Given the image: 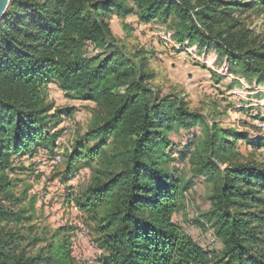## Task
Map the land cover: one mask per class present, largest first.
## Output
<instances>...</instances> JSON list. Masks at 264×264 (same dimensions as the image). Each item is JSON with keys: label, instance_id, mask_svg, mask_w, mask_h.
Segmentation results:
<instances>
[{"label": "trees", "instance_id": "obj_1", "mask_svg": "<svg viewBox=\"0 0 264 264\" xmlns=\"http://www.w3.org/2000/svg\"><path fill=\"white\" fill-rule=\"evenodd\" d=\"M135 10L145 24L173 17L179 50L215 52L227 73L241 71L264 86V42L241 17L264 11V0H10L0 19V221L22 218L3 202L14 197L12 156L32 158L57 144L61 112L46 94L55 82L103 110L67 157L68 174L77 162L102 160L88 199L77 202L90 213L108 206L102 218L93 217L108 252L103 264H264V165L238 161L241 142L264 146V134L250 138L214 120L197 152L215 188L212 227L221 255L175 222L180 182L168 168L174 147L167 152V135L175 127L192 129L197 116L182 98L159 96L149 85L154 74L146 58L117 43L108 16ZM27 239L20 231L0 234V264H74L66 237L35 253L21 250Z\"/></svg>", "mask_w": 264, "mask_h": 264}, {"label": "rangeland", "instance_id": "obj_2", "mask_svg": "<svg viewBox=\"0 0 264 264\" xmlns=\"http://www.w3.org/2000/svg\"><path fill=\"white\" fill-rule=\"evenodd\" d=\"M241 17L251 36L264 42V11L251 10ZM107 21L118 44L146 58V70L154 74L149 85L157 94L182 98L188 110L197 116L192 129L175 127L169 131L171 146L167 152L174 149L168 168L180 182L175 222L195 241L206 245L202 232L206 225L215 222V188L206 173L200 171V153L197 152L202 150L207 124L215 120L222 128L247 132L250 138L262 136L264 122L259 118L264 116V86L249 83L241 71L227 73L215 52L206 56L196 46L179 50L177 40L171 35L173 17H158L145 24L135 10L122 15L114 12ZM215 73L220 78L214 77ZM46 94L47 101L61 112L54 123L60 135L54 151L42 147L32 158L27 154L12 156L15 170L7 173L14 184V197L3 202L13 206L22 218L0 221V234L16 231L27 234L29 239L22 241L21 250L28 253L66 237L74 264H103L102 259L108 252L101 248V237L96 230L99 220L96 222L93 217L95 214L98 219L102 218L108 206H96L90 213L77 202L88 199V190L96 169L103 165L102 160L97 157L93 161L77 162L76 169L68 174L67 158L77 142L84 141L89 127L103 115V110L94 100L66 94L55 82L48 84ZM92 144L90 141L89 145ZM180 151L187 156L182 158ZM239 154V162L264 165V146L241 142ZM57 155L61 157L58 162L54 160ZM2 198L0 194V200ZM75 205L80 210L75 211ZM69 226L73 229L65 230ZM35 238L37 244L32 245ZM207 248L216 251L218 257L223 244Z\"/></svg>", "mask_w": 264, "mask_h": 264}, {"label": "built area", "instance_id": "obj_3", "mask_svg": "<svg viewBox=\"0 0 264 264\" xmlns=\"http://www.w3.org/2000/svg\"><path fill=\"white\" fill-rule=\"evenodd\" d=\"M260 125L263 126V122ZM54 160L58 162L61 160V157L57 155V157H55ZM73 209L75 211L80 210L78 205L73 206ZM82 233L84 234V232ZM202 236L206 240V246H215V245H219L220 243H222L220 237L217 235L215 228L212 227V225H206L205 229L202 232Z\"/></svg>", "mask_w": 264, "mask_h": 264}, {"label": "water", "instance_id": "obj_4", "mask_svg": "<svg viewBox=\"0 0 264 264\" xmlns=\"http://www.w3.org/2000/svg\"><path fill=\"white\" fill-rule=\"evenodd\" d=\"M9 5H10V0H0V19L7 12Z\"/></svg>", "mask_w": 264, "mask_h": 264}, {"label": "crops", "instance_id": "obj_5", "mask_svg": "<svg viewBox=\"0 0 264 264\" xmlns=\"http://www.w3.org/2000/svg\"><path fill=\"white\" fill-rule=\"evenodd\" d=\"M75 250H77V248H74ZM78 252V251H77Z\"/></svg>", "mask_w": 264, "mask_h": 264}]
</instances>
